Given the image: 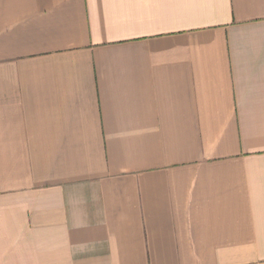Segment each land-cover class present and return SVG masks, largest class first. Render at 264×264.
I'll return each mask as SVG.
<instances>
[{"label":"crops","instance_id":"0c3cea01","mask_svg":"<svg viewBox=\"0 0 264 264\" xmlns=\"http://www.w3.org/2000/svg\"><path fill=\"white\" fill-rule=\"evenodd\" d=\"M0 264H264V0H0Z\"/></svg>","mask_w":264,"mask_h":264}]
</instances>
